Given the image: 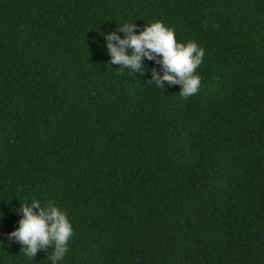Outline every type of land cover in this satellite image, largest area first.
<instances>
[{"label": "trees", "instance_id": "trees-1", "mask_svg": "<svg viewBox=\"0 0 264 264\" xmlns=\"http://www.w3.org/2000/svg\"><path fill=\"white\" fill-rule=\"evenodd\" d=\"M131 20L205 50L195 95L109 66ZM34 198L62 264H264V0H0V264H50L9 239Z\"/></svg>", "mask_w": 264, "mask_h": 264}, {"label": "clouds", "instance_id": "clouds-1", "mask_svg": "<svg viewBox=\"0 0 264 264\" xmlns=\"http://www.w3.org/2000/svg\"><path fill=\"white\" fill-rule=\"evenodd\" d=\"M131 21L119 24L114 31L104 34L105 47L110 56L109 66L119 65L121 74L128 70L145 73V59L155 61L160 70H151V81L158 88L179 85L182 98L195 95L201 85L197 69L204 61L205 50L195 41L178 42L173 29L161 21L145 24L143 30ZM120 33H123V38ZM18 227L9 239L21 245L24 256L34 261L41 250L50 248V264H62L69 252L74 234L67 213L51 202L42 204L38 199L20 203Z\"/></svg>", "mask_w": 264, "mask_h": 264}]
</instances>
